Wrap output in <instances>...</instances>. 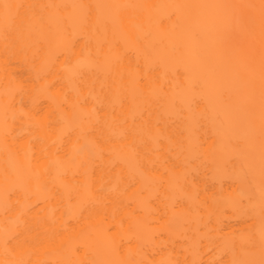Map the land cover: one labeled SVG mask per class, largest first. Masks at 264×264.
<instances>
[{
    "label": "bare ground",
    "instance_id": "1",
    "mask_svg": "<svg viewBox=\"0 0 264 264\" xmlns=\"http://www.w3.org/2000/svg\"><path fill=\"white\" fill-rule=\"evenodd\" d=\"M0 264H264V0H0Z\"/></svg>",
    "mask_w": 264,
    "mask_h": 264
}]
</instances>
